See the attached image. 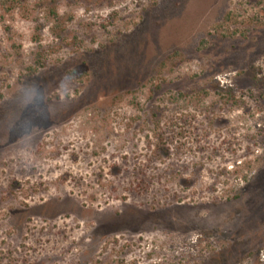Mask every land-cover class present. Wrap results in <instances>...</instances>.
Instances as JSON below:
<instances>
[{"label":"rangeland","instance_id":"374dc122","mask_svg":"<svg viewBox=\"0 0 264 264\" xmlns=\"http://www.w3.org/2000/svg\"><path fill=\"white\" fill-rule=\"evenodd\" d=\"M0 264H264V0H0Z\"/></svg>","mask_w":264,"mask_h":264},{"label":"trees","instance_id":"16d2710c","mask_svg":"<svg viewBox=\"0 0 264 264\" xmlns=\"http://www.w3.org/2000/svg\"><path fill=\"white\" fill-rule=\"evenodd\" d=\"M160 140H161V142L164 140V139H163V136H160Z\"/></svg>","mask_w":264,"mask_h":264}]
</instances>
